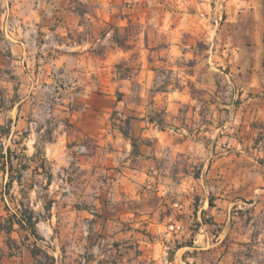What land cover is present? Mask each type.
<instances>
[{"label": "rangeland", "instance_id": "374dc122", "mask_svg": "<svg viewBox=\"0 0 264 264\" xmlns=\"http://www.w3.org/2000/svg\"><path fill=\"white\" fill-rule=\"evenodd\" d=\"M18 41L36 131L113 159L88 177L71 160L57 191L37 178L39 201L58 193L78 216L51 239L36 229L39 262L57 249L58 264H264V0H0V81ZM8 100L0 89V109ZM156 142L158 169L126 191L123 163Z\"/></svg>", "mask_w": 264, "mask_h": 264}, {"label": "crops", "instance_id": "0c3cea01", "mask_svg": "<svg viewBox=\"0 0 264 264\" xmlns=\"http://www.w3.org/2000/svg\"><path fill=\"white\" fill-rule=\"evenodd\" d=\"M31 54V48L25 41L13 43L11 55L7 59L10 61L8 69L11 70L10 78L13 81H0V89L6 91L10 104L9 108L0 109V127L9 129L7 133H0V154L2 155L0 159V264H42L32 253L35 246L40 247V241L31 229L19 224L20 213L23 211L31 212L33 219L38 220L36 229L43 238L51 239L57 229L63 228L66 232H73L74 223L78 218L76 210L71 205L63 204L60 200L62 196L58 193L50 204L39 201L36 192L38 177L45 178L44 186L49 190L57 191L62 185L61 182H64L60 173H64L65 167H68L73 159H80L78 166L86 171L87 177L94 170L106 172L113 164L112 158L104 160L99 156L91 157L78 153L75 156L73 152L65 150L64 140L59 136H55L53 141H46L36 131L40 121L35 118L38 106L35 104L34 96L39 86L30 70ZM154 122L153 120L143 122L142 130H139L142 140L150 136L153 128L148 126L154 125ZM22 134L24 137L20 143L17 139L21 140ZM100 137V143L103 145L110 140V136L106 137V134ZM124 138L125 141L131 140L125 136ZM41 143L44 145L41 146ZM158 146L159 142H156L155 148H150V150L143 147L134 156V164L133 160L123 163L125 172L122 183L126 185V191H133L138 186L136 182L129 179L130 176L148 177L151 169H158L155 166L156 155L160 154ZM119 155L121 153L117 152L114 158L118 160ZM127 155H131L130 150ZM38 161L41 164H38ZM157 171L162 174V170ZM16 172L21 176L20 181L14 177ZM89 181L86 182L88 186ZM64 185L73 189L75 181L66 182ZM63 212L72 216L61 222L60 217ZM45 213L49 215L45 218L41 217V214ZM51 252L58 264L57 259L60 252L57 249H52Z\"/></svg>", "mask_w": 264, "mask_h": 264}, {"label": "trees", "instance_id": "16d2710c", "mask_svg": "<svg viewBox=\"0 0 264 264\" xmlns=\"http://www.w3.org/2000/svg\"><path fill=\"white\" fill-rule=\"evenodd\" d=\"M126 124L129 125V121H126ZM123 135H124L126 138H131L130 133H129L128 131H126V132L123 131ZM1 158H2V155L0 154V159H1ZM17 179H18V181H20V179H21L20 174L17 176ZM23 217H24V218H22V219H23V220L25 219V220H26V223H23V222L20 220L19 224H20L22 227H24V226L28 227V228L31 229V231L36 235V223H37V220H34L33 217H32V215H30V214H29V215L25 214Z\"/></svg>", "mask_w": 264, "mask_h": 264}, {"label": "built area", "instance_id": "2783aa9c", "mask_svg": "<svg viewBox=\"0 0 264 264\" xmlns=\"http://www.w3.org/2000/svg\"><path fill=\"white\" fill-rule=\"evenodd\" d=\"M20 220H21L23 223H25V221H24L22 218H20Z\"/></svg>", "mask_w": 264, "mask_h": 264}]
</instances>
